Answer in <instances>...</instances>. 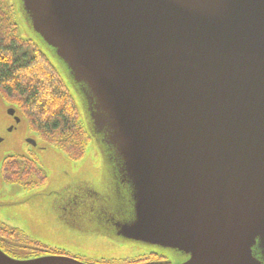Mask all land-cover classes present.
<instances>
[{"label":"water","instance_id":"95a60500","mask_svg":"<svg viewBox=\"0 0 264 264\" xmlns=\"http://www.w3.org/2000/svg\"><path fill=\"white\" fill-rule=\"evenodd\" d=\"M13 6L27 28L23 38L18 25V37L60 77L118 198L110 210L106 193L80 182L46 203L51 217L74 236L125 243L133 257L180 252V264H264V0ZM17 115L28 151H45ZM0 264L84 263L22 261L0 250Z\"/></svg>","mask_w":264,"mask_h":264},{"label":"rangeland","instance_id":"374dc122","mask_svg":"<svg viewBox=\"0 0 264 264\" xmlns=\"http://www.w3.org/2000/svg\"><path fill=\"white\" fill-rule=\"evenodd\" d=\"M17 13L16 10L19 33L24 38L28 36L27 28L25 22L20 21ZM2 97L4 99L0 92V133L6 136L7 143L0 147V155L13 152L29 155L32 151H28L23 143L25 134L28 132L26 121L22 119V122L17 125L18 131L12 134H8L4 129V122L7 123L8 120ZM13 106L16 107L14 104ZM46 147L45 151L38 154L32 152L47 175L46 183L30 192L24 191L19 186H11L9 190L2 192L1 199L9 205L7 209L0 212L6 218V222L22 230L33 241L66 250L71 255L84 253L86 258L104 261H109L111 258H120V260L133 258L136 250H129L125 243H122V246H114L109 242H94L88 238L74 236L68 231V227L65 228L54 216L51 217L49 208L46 206L47 202L55 199V194L61 195L67 188L83 182L98 190L103 196L106 193L108 209L118 207V198L114 192L112 193L108 184L111 182L109 170L93 141L90 140L84 157L78 161H71L65 153L49 143ZM32 194L34 196L30 198ZM174 260L173 263H177L179 259L177 260L175 256Z\"/></svg>","mask_w":264,"mask_h":264},{"label":"trees","instance_id":"16d2710c","mask_svg":"<svg viewBox=\"0 0 264 264\" xmlns=\"http://www.w3.org/2000/svg\"><path fill=\"white\" fill-rule=\"evenodd\" d=\"M0 92L25 111L32 129L42 138L71 159L82 158L89 138L76 104L38 48L18 37L13 0H0ZM21 163L12 160V168L23 169Z\"/></svg>","mask_w":264,"mask_h":264},{"label":"flooded vegetation","instance_id":"af4514ba","mask_svg":"<svg viewBox=\"0 0 264 264\" xmlns=\"http://www.w3.org/2000/svg\"><path fill=\"white\" fill-rule=\"evenodd\" d=\"M30 42L33 43L32 41ZM3 100H4L3 105L5 107L4 111H5V114L7 115L6 119L8 120L7 123L4 122V129L9 133L18 131V128L13 125V122L15 125H18L16 123V118L18 117L17 112L19 113L21 117H24V118L25 116H27V114L25 113L24 110H22V108L19 107L18 104L12 103L5 97ZM13 104L16 105V109L14 108ZM10 108H14L15 110V115L13 117L9 116L7 113L8 109ZM26 119L28 121L30 132L32 134H35L37 137H39L43 141L51 144L50 142L42 138V136H40V134L36 130L32 129L28 116ZM10 127L12 131H10ZM25 143L27 144L25 146L28 148L30 145L27 143V138L25 140ZM51 145H54V144H51ZM29 153L30 154L27 157H23V156L22 157L14 156L13 158L5 157L3 161L1 162V165H0V177H1L0 212L7 209V207L9 206L6 202H4L1 199L2 192L9 190V187L19 186L24 191L30 192L39 187H42V185L46 183L47 179L40 171V168H39L40 163L37 161V157L32 152H29ZM15 159H18L22 162L21 164L23 165V169L16 171L12 168L13 165L11 164V161ZM9 224L10 223L6 222L5 217L0 214V250H2L9 257L16 259V260L28 261V260H36V259L43 258V257L63 256V257L76 259L84 264H180V262L184 260V257L186 256L184 253H180V252L169 253V255L164 252V253L142 254L137 257H133L130 259L126 258L122 260H109V261H104L102 259L101 260H95V259L87 260L86 258L74 256L68 252H63L57 249H53V248L44 246L42 244L35 245L34 243L29 242L27 239H24L23 236H26V235L22 230L16 227H12ZM175 256H177V260L179 259L177 263H173V261H175L174 260Z\"/></svg>","mask_w":264,"mask_h":264}]
</instances>
